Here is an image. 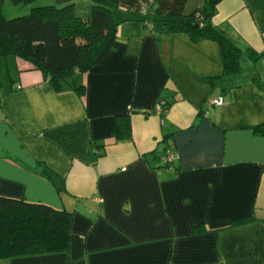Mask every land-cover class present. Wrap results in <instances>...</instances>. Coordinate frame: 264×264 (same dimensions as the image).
<instances>
[{
  "label": "crops",
  "instance_id": "obj_1",
  "mask_svg": "<svg viewBox=\"0 0 264 264\" xmlns=\"http://www.w3.org/2000/svg\"><path fill=\"white\" fill-rule=\"evenodd\" d=\"M115 1L116 40L76 76L83 97L0 58V196L72 213L67 253L0 264H264V0L217 3L212 23L241 52L222 78L216 42L157 34L137 18L150 0ZM70 3L85 15L90 0L34 5Z\"/></svg>",
  "mask_w": 264,
  "mask_h": 264
},
{
  "label": "trees",
  "instance_id": "obj_2",
  "mask_svg": "<svg viewBox=\"0 0 264 264\" xmlns=\"http://www.w3.org/2000/svg\"><path fill=\"white\" fill-rule=\"evenodd\" d=\"M9 1L15 6L31 7L27 15L6 19L0 1V58L16 57L40 72L55 92L71 90L83 97L85 86L76 83V76L87 74L112 51L119 24L113 17L116 1L90 0L85 15L79 14L73 3L53 6L34 5L36 0ZM186 1L150 0L138 21L155 28L157 34L185 33L194 42H216L222 56L221 78L238 72L240 50L212 23L220 0H203L202 7L190 14L184 13ZM248 55L251 59L257 57L252 52ZM156 105L163 115L162 105ZM130 131L128 115H116L114 139H129ZM255 131L264 135V124ZM171 161L166 159V164ZM71 217L72 213L66 210L0 196V261L67 253Z\"/></svg>",
  "mask_w": 264,
  "mask_h": 264
},
{
  "label": "rangeland",
  "instance_id": "obj_3",
  "mask_svg": "<svg viewBox=\"0 0 264 264\" xmlns=\"http://www.w3.org/2000/svg\"><path fill=\"white\" fill-rule=\"evenodd\" d=\"M203 0H187L186 1V4H185V7H184V13L185 14H190L191 12H193L194 10L198 9V8H201L202 5H203ZM150 3V1H149ZM11 8H15V7H11ZM17 11H15V13H17V16H15V14L12 15V13H14L13 9H4L3 11V16L4 18L6 19H12V18H16V17H22L24 15H27L28 12H29V9H25V13L22 12V10H24L23 8L24 7H16ZM145 10V8H144ZM142 10V12L144 11ZM141 12V13H142ZM158 107V106H157ZM160 112V111H159Z\"/></svg>",
  "mask_w": 264,
  "mask_h": 264
},
{
  "label": "built area",
  "instance_id": "obj_4",
  "mask_svg": "<svg viewBox=\"0 0 264 264\" xmlns=\"http://www.w3.org/2000/svg\"><path fill=\"white\" fill-rule=\"evenodd\" d=\"M210 105H211V107H221L224 105V99L221 96L213 98L210 101ZM157 111H160L159 106L157 107ZM173 157H174V155L172 154L171 151L166 152V159H168V161H171L173 159Z\"/></svg>",
  "mask_w": 264,
  "mask_h": 264
}]
</instances>
